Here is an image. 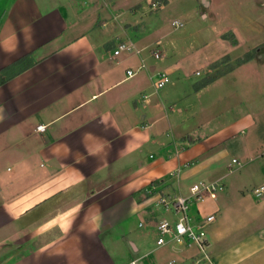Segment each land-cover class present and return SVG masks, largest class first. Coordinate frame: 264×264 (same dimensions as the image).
<instances>
[{
    "label": "crops",
    "instance_id": "1",
    "mask_svg": "<svg viewBox=\"0 0 264 264\" xmlns=\"http://www.w3.org/2000/svg\"><path fill=\"white\" fill-rule=\"evenodd\" d=\"M120 1L0 0V69L25 55L33 60L0 85V264H264V223L244 230L249 209L241 182V198L228 201L239 211L223 210L241 234L225 242L207 232V259L194 245L157 246V235L151 244L131 239L134 226L154 228L162 216L151 205L155 198L140 193L153 181L167 184L160 193L185 195L191 180H204L197 178L220 162L231 172L233 159L248 157L244 165L258 161L243 172L251 191L264 184V143L248 141L264 140V97L210 134L193 135V97L203 83L155 90L157 74L180 80L179 47L167 45L159 65L148 63L161 52ZM120 42L133 50L115 56ZM252 58L215 79L236 93L227 79ZM215 200L199 209H220L208 207ZM251 207L254 219L264 216L263 202Z\"/></svg>",
    "mask_w": 264,
    "mask_h": 264
},
{
    "label": "rangeland",
    "instance_id": "2",
    "mask_svg": "<svg viewBox=\"0 0 264 264\" xmlns=\"http://www.w3.org/2000/svg\"><path fill=\"white\" fill-rule=\"evenodd\" d=\"M120 3L124 5L123 9L136 12V19L141 20L136 29L142 27L147 35L146 41H150L152 47H156L161 52L159 59L149 56L146 59L148 63L159 65L168 55L167 45L174 43L179 47L174 50V55L180 65L181 78L177 81L170 76L171 83L167 84L163 90H170L172 83L180 84L184 81L189 88H192L193 85L213 79L193 97L197 102L194 108L196 113L189 122L191 129L195 132L193 135H208L216 128L233 121L235 117L243 113V110L258 106L257 97H264V0H121ZM124 18L132 21L135 19L130 13ZM174 20H178V23H173ZM248 28H252L254 32L250 33ZM157 40L161 43L158 47L155 46ZM149 49L142 52L143 56L149 55ZM228 52L232 53L234 58L237 56L239 58L228 62V57H220L221 54ZM258 52L263 53L261 62H257L256 59ZM245 53L252 54L253 58L240 69L234 70L233 75L228 77L229 85L238 89L236 93H231L227 90L224 78H215L221 76L227 69L234 68ZM210 62L214 63L208 67ZM196 72L198 73L195 74ZM248 141L258 145L264 143V140ZM223 144L224 142L215 149L222 148ZM256 154L258 153H254L250 158H255ZM227 160L230 161V156ZM247 160L248 157L241 158L243 165H233L231 172L225 167V160L223 163L220 162L222 165L218 166L219 169L217 167V170L207 178L205 176L197 178L204 179L201 181L220 180L224 185V191L218 194V198L207 202L209 208H220L217 210L221 213L207 232L213 236L222 235L225 242H231L233 238L241 234V232L234 234L238 229L237 222L234 223V219L228 222L223 212L227 208L234 214L237 209L235 207L237 203L230 207L228 204V201L238 200L242 196L238 191L240 184L237 185V182H241V186L244 187L241 189L244 190L245 201L248 203L246 209H249L245 210L244 230L252 231L264 223V216L254 219L256 211L251 207L264 203V198L253 197L252 183L245 179L243 173L258 161L253 159L252 162L244 165ZM263 178L264 173L260 176V179ZM193 180L188 186H191ZM185 192L187 193L184 191V194ZM224 201L227 202L228 207ZM239 209L240 207L237 211ZM134 223L136 224V221ZM131 235V239L135 241L142 239L146 244H151L156 237V231L153 227L146 225L142 228L134 226Z\"/></svg>",
    "mask_w": 264,
    "mask_h": 264
},
{
    "label": "built area",
    "instance_id": "3",
    "mask_svg": "<svg viewBox=\"0 0 264 264\" xmlns=\"http://www.w3.org/2000/svg\"><path fill=\"white\" fill-rule=\"evenodd\" d=\"M132 50L131 46L120 42L113 50V54L117 56L122 51L131 52ZM153 57L157 59L159 53L154 51ZM144 67L145 65L142 64L141 68ZM126 73L128 77L135 74L132 70H127ZM169 82L168 75L160 73L156 75L153 87L155 90H159ZM37 129L41 130L42 126ZM232 164L239 165V162L233 159ZM146 191L150 195L149 198H155L151 205L162 214L160 218L155 220L154 224L157 235L156 245H194L202 258L207 259L209 256L207 230L220 217L221 213L219 210L202 212L199 206L207 200H215L218 194L224 191V185L218 180L198 181L189 187L185 195L180 193L163 194L154 186ZM252 193L257 199L263 198L264 184L254 188ZM138 226L143 227V224L139 223Z\"/></svg>",
    "mask_w": 264,
    "mask_h": 264
},
{
    "label": "trees",
    "instance_id": "4",
    "mask_svg": "<svg viewBox=\"0 0 264 264\" xmlns=\"http://www.w3.org/2000/svg\"><path fill=\"white\" fill-rule=\"evenodd\" d=\"M253 57L252 54L247 53L245 56L238 62V64L243 63L245 61H248ZM33 64V60L30 55L22 56L21 58L15 60L11 64L3 67L0 69V85L4 84L6 81L11 79L12 77L16 76L20 72L24 71L28 67H30ZM212 79H209L208 81L204 82L201 85H205L207 82H210ZM157 187V190H161L163 187H167V184L164 183L163 180L160 181H153L151 182L146 188L143 190H140V193L142 194V199L148 198L150 195L147 193V189L150 187ZM160 187V188H158Z\"/></svg>",
    "mask_w": 264,
    "mask_h": 264
}]
</instances>
